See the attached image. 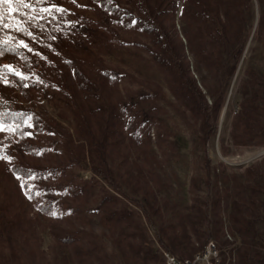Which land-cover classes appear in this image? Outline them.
<instances>
[{
	"label": "rangeland",
	"instance_id": "obj_1",
	"mask_svg": "<svg viewBox=\"0 0 264 264\" xmlns=\"http://www.w3.org/2000/svg\"><path fill=\"white\" fill-rule=\"evenodd\" d=\"M120 1L133 13L137 12L135 0ZM27 2L32 9L53 20L45 37L51 51L81 57L85 67L94 73L103 69L116 72V86L126 112L150 128L153 159L150 167L155 168L158 175L157 196L166 223L178 222L188 213L194 197L202 207V217L196 225L198 233L189 227L190 245L196 249L182 256L161 243L158 224H152L138 204L123 199L119 206L128 205L142 227L145 241L141 242L140 236L129 232L125 225L105 226L101 222L99 204L109 186L89 166H74L62 169L57 175L31 177L29 185L38 202L52 201L54 218L77 234L82 253H76L72 246L59 245L50 231V218L30 206L32 228L39 237L37 260L24 246H19L20 256L13 260L3 242L0 243V259L8 260V264H165L163 251L182 259L192 258L209 241H214L221 264H240L242 252L247 253V264H264L261 102L257 105L263 122L261 133L244 135L238 145L233 140L236 116L242 104L253 97L251 73L259 78L261 95L264 91V0H244L246 6H242L240 15L232 11L228 3L221 2V15L228 27L227 31L215 34L198 24L196 7L191 0H177L175 23L186 45L190 69L209 105L220 95L225 99L216 133L207 144L200 138L198 121L179 105L151 56L139 46L146 37L136 28L135 19L111 17L89 0ZM170 3H162V9L169 10ZM43 55L50 67L46 69L47 80L42 93L33 104L44 116L54 117L74 130V109L62 87V74L52 59ZM101 107L106 108L103 104ZM161 126L166 131L163 149L156 144L155 134ZM27 131L29 139L39 146L38 158L30 159L17 146L13 129L0 125V154L10 157L0 159V163L5 168L15 160H29L30 164L42 168L57 164L62 150L61 138L54 132L39 137L30 128ZM42 140L48 143L47 150L42 149ZM6 181L1 174L0 198ZM59 182L79 190L81 202L70 197L68 191L58 189ZM234 205L240 207L239 216ZM76 207L82 210V219L77 221L71 213ZM247 222H251L253 230H247ZM126 233L134 234L135 239L130 238L128 242ZM134 240L138 245L146 244L156 260L143 262L142 255L138 257L131 252L129 244Z\"/></svg>",
	"mask_w": 264,
	"mask_h": 264
},
{
	"label": "trees",
	"instance_id": "obj_2",
	"mask_svg": "<svg viewBox=\"0 0 264 264\" xmlns=\"http://www.w3.org/2000/svg\"><path fill=\"white\" fill-rule=\"evenodd\" d=\"M89 1L111 17L136 20V28L146 37L139 46L151 56L179 105L198 121L200 138L207 144L216 133L225 99L220 95L209 105L190 69L186 45L175 23L177 0H135L136 13L122 5L120 0ZM169 1V10L162 9L161 4ZM191 1L196 7L198 24L210 34L227 31L228 23L220 11L221 2L228 3L230 9L238 15L245 5L244 0ZM9 7L4 5L2 9L5 23L9 27L0 29V49L3 50L0 54V68L11 66L12 70L21 73L26 79L13 75L11 71L0 73L7 81L0 82V125L13 129L17 146L32 160L38 158L39 146L29 139L27 128L39 137L54 132L61 138L62 150L59 162L49 168L34 166L29 160H15L7 168L0 163V175L7 180L0 198V243L7 244L13 260L20 256L19 246L28 247L34 260H37L39 237L32 228L29 210L30 206H34L42 215L50 218V231L59 245L72 246L76 253H82L81 239L54 218L51 200L38 202L34 198L29 179L47 174L57 175L62 169L74 166H89L109 186L105 189L98 209L105 226L125 225L129 232L140 236L141 242L145 241L142 227L133 217V211L128 205L119 206L126 199L138 204L152 224H158L159 238L166 248L182 256L190 255L196 247L190 245L189 227L198 233L196 225L201 220L202 207L198 198L194 197L188 213L178 222L166 223L157 196L160 182L155 168L150 167L153 165L150 128L145 124L141 125L126 112L116 86V72L103 69L94 73L85 67L81 57L51 51L46 35L52 28L53 20L31 7L21 8L20 15L14 11L9 12ZM11 7L15 8V5ZM28 16L33 19L28 20ZM17 27L24 30L18 31ZM43 54L52 59L62 74V87L74 109V130L54 117L44 116L33 104L42 93L47 80L46 69L50 67ZM251 77L253 97L242 104V109L236 116L233 140L237 145L242 142L244 135L255 136L263 128L257 105L258 102L262 103L259 110L264 118V91L261 95L259 78L254 73H251ZM101 104L106 108H102ZM155 134L156 144L163 149L166 131L161 126ZM42 142V149L47 150L48 143L45 140ZM205 162L208 172L209 157ZM192 184L195 187V179ZM58 189L68 191L70 197L81 202V194L76 188L59 182ZM234 210L239 216V205H234ZM71 213L76 221L82 219L81 208L76 207ZM154 218L157 221H153ZM252 228L251 222H247V230L251 231ZM136 230L138 231L135 232ZM134 234H125L128 242L130 238L135 239ZM145 245H138L134 240L129 244V250L138 257L142 255L140 258L143 262L156 260V255ZM246 260L247 253L242 252L240 264H247ZM8 262L3 257L0 259V264Z\"/></svg>",
	"mask_w": 264,
	"mask_h": 264
},
{
	"label": "built area",
	"instance_id": "obj_3",
	"mask_svg": "<svg viewBox=\"0 0 264 264\" xmlns=\"http://www.w3.org/2000/svg\"><path fill=\"white\" fill-rule=\"evenodd\" d=\"M163 259L165 264H221L219 249L214 241H209L204 249L197 253L196 260L177 258L176 255L168 251H163Z\"/></svg>",
	"mask_w": 264,
	"mask_h": 264
},
{
	"label": "snow or ice",
	"instance_id": "obj_4",
	"mask_svg": "<svg viewBox=\"0 0 264 264\" xmlns=\"http://www.w3.org/2000/svg\"><path fill=\"white\" fill-rule=\"evenodd\" d=\"M4 5L10 6L8 11L9 12L14 11V12H16L17 15L22 14V13H20L21 8H30L31 7V5L27 2V0H0V29L9 27V25L7 23H5V13L2 10ZM13 5H15V8L11 7ZM57 10L63 11L62 9H57ZM44 11H49V10L45 9ZM27 19L32 20L33 17L28 16ZM16 30L23 31L24 29L17 27ZM26 34L31 35V33H26ZM21 43H23V42H21ZM23 46L27 47V45H23ZM29 51H31V49H29ZM2 52H3V50L0 49V54H2ZM5 71H11L13 75H17L21 79H26V77H24L21 73L12 70L11 66H4L3 68H0V73H3ZM0 82L7 83V81L4 79L3 75H0ZM0 159H10V157H7V156L0 154ZM18 179H19V177H18ZM22 187H23V182H22Z\"/></svg>",
	"mask_w": 264,
	"mask_h": 264
},
{
	"label": "bare ground",
	"instance_id": "obj_5",
	"mask_svg": "<svg viewBox=\"0 0 264 264\" xmlns=\"http://www.w3.org/2000/svg\"><path fill=\"white\" fill-rule=\"evenodd\" d=\"M177 258H179V257L177 256ZM196 259H197V254L194 257L189 258V260H196Z\"/></svg>",
	"mask_w": 264,
	"mask_h": 264
}]
</instances>
